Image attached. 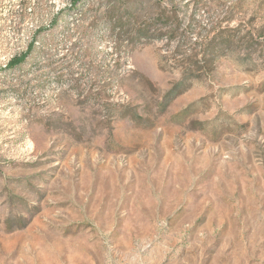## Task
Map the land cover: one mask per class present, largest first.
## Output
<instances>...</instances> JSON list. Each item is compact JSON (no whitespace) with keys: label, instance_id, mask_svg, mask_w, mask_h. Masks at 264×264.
<instances>
[{"label":"rangeland","instance_id":"374dc122","mask_svg":"<svg viewBox=\"0 0 264 264\" xmlns=\"http://www.w3.org/2000/svg\"><path fill=\"white\" fill-rule=\"evenodd\" d=\"M72 2L0 0V264H264V0Z\"/></svg>","mask_w":264,"mask_h":264},{"label":"trees","instance_id":"16d2710c","mask_svg":"<svg viewBox=\"0 0 264 264\" xmlns=\"http://www.w3.org/2000/svg\"><path fill=\"white\" fill-rule=\"evenodd\" d=\"M80 1H82V0H73V2H72L73 5L72 6L76 7L78 5V3H80ZM132 8H134V5L130 8L131 16H127L125 19H123V20H127L129 23L131 22V18L130 17L134 16V14L136 12V9H133L134 11H132ZM55 23L56 22L53 23V26H54ZM35 48H36V43L34 41H32V43H30L29 46H28L27 52L22 54V55H20V56H18V57L13 58L10 61L8 67L10 69H12V68H15L17 66L22 65L26 61V59L29 56V54H31L34 51Z\"/></svg>","mask_w":264,"mask_h":264}]
</instances>
